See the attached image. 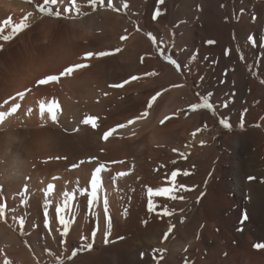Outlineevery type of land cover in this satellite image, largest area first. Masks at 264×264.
<instances>
[{
  "label": "bare ground",
  "instance_id": "1",
  "mask_svg": "<svg viewBox=\"0 0 264 264\" xmlns=\"http://www.w3.org/2000/svg\"><path fill=\"white\" fill-rule=\"evenodd\" d=\"M36 2L0 0L5 35L11 24L32 13L26 29L9 41L0 39V111L9 108L5 100L25 89L31 92L17 102L34 110L0 124V203L16 208L0 217V264H59L57 257L67 264H264V249L254 247L264 238V0H111L127 4L119 11L106 0L95 11L85 5L81 11L89 15L72 13L74 19L41 15ZM249 35L260 38L257 45H251ZM89 51L113 54L83 59ZM14 54L27 60L7 65L5 57ZM172 54L180 69L165 59ZM76 63L88 67L62 77L59 84L37 86V80ZM138 73L180 86L167 93L160 89L145 119L102 139L151 101L152 86L147 88L142 78L111 87ZM196 90L213 94L215 113L208 109L183 116V105L191 109L199 103ZM53 97L63 109L59 121L47 114L41 120L37 101ZM85 115L98 116V127L83 124ZM221 118L242 132L223 136L219 145L225 131ZM99 164L105 168L98 201L86 205L90 176ZM176 170L189 179L184 190L193 196L184 202L171 194L150 196L149 188L173 187L170 172ZM177 178L175 184H182ZM49 184L53 189L45 196ZM64 193H75V198ZM189 193L175 191L177 197ZM66 198L69 208L61 215L73 223L61 245L58 232L48 235L28 221L42 225L48 199L52 227L54 209ZM149 199L154 211L148 210ZM165 207L171 215H163ZM244 212L248 220L241 224ZM20 217L26 220L23 228ZM109 217L111 234L105 243ZM97 225L91 250L77 251L82 255L69 260L80 237L91 240Z\"/></svg>",
  "mask_w": 264,
  "mask_h": 264
},
{
  "label": "snow or ice",
  "instance_id": "2",
  "mask_svg": "<svg viewBox=\"0 0 264 264\" xmlns=\"http://www.w3.org/2000/svg\"><path fill=\"white\" fill-rule=\"evenodd\" d=\"M160 4H164V0H158ZM106 4V0H37L36 2V10L44 16L47 17H55L57 19L60 18H67V19H74L72 13H76V15H84L88 16L89 11H81L83 8H85V5L90 8L92 11H95L98 7H103ZM107 6L112 8L113 11H119L121 10V7L127 8L126 3H122L121 5H117L115 3H112L111 0H107ZM156 16L161 15V12L159 9L156 10L155 13ZM32 16V13L29 12L23 19L22 21L17 25V24H11V32L7 35L3 34V29L0 28V39L4 41H9L13 39L19 32L23 31L29 26L28 19L29 17ZM155 18V17H153ZM6 24L11 23V19L9 18V21L5 22ZM252 46L257 45V43L260 41V38L258 36L253 37L252 35H249L247 38ZM209 44L214 43V41H208ZM116 51H119V49H116ZM112 52L109 51H98V52H86L84 54L83 59L88 60L93 57H107L109 55H112ZM163 54V52H162ZM173 55H167L165 56V59L170 62L173 66H175L177 69H180L181 65L177 62L176 59L173 58ZM88 67L87 64L83 63H76V64H70L68 66H65L63 69L59 70L55 74H49L46 75L44 78L39 79L36 81L37 86H47L50 83L53 84H59L61 82L62 77H68L70 76L74 71L83 69ZM146 75H152V73H147ZM138 77L137 76H132L131 80H136ZM203 80V77L200 78ZM129 83L128 80H124L122 83H115L111 85L113 88H122L125 84ZM180 85H174V87H179ZM31 92V89H25V91H18L15 96H10L7 100L4 101V104L9 105L8 110L6 111H0V124H3L5 121V118L8 116H11L13 114H19L20 116L25 115V113L28 116L33 115V108L28 107V108H22L21 103L17 102V98L20 101H25L26 94ZM160 93L158 92L156 95L151 97V101L147 103V107L144 111L139 113V115L133 117L132 119L127 120L125 123H118L115 128H111L103 133L102 139L108 140V138L113 134V132L116 131V129H124L127 128L128 125L134 124L138 120H143L145 119L148 114L149 110L153 107L152 102L156 101L157 96H159ZM212 93H207L203 96H201L200 93H197V96L200 98L201 102L199 103H193L190 105V108L192 111H196L197 109H209L212 110L214 113L216 111L215 109V102L212 100L210 102L209 97L212 96ZM234 95V94H233ZM9 101L11 103L9 104ZM46 104H49L51 106L46 108ZM37 106H38V114L41 120H44L47 114V118H49L52 122H58L60 115L63 111L61 104L58 100H56L54 97L52 98L51 101H46V100H38L37 101ZM223 107L227 108L228 103L225 102L222 105ZM99 119L98 116L95 115H85L83 116L81 122L85 125H90L92 128H97V120ZM165 119H169V117H166ZM220 123L224 125L225 127H231L230 123L226 118H221ZM243 127V125H241ZM96 157H92V160H96ZM81 164L84 163V161H80ZM175 163V161H173ZM73 167H78V165L74 164ZM105 165L104 164H99L98 167H95L94 175L90 176V186H91V200L88 201L86 200L85 203L86 205L88 203L95 204L98 201V189L101 187L102 184V170H104ZM179 170L172 171L171 172V180L170 183H172L174 186L173 187H161L158 188L157 190L153 191V189L149 188L148 192L150 196H168L171 194V199L176 200V199H183V197H177L175 195V191L180 190V189H185L184 185H176L175 181L177 178ZM126 173H118L117 175H125ZM187 175V173H184ZM53 179H58V177H53ZM249 180L255 179L253 176L248 177ZM77 185H79V181H77ZM53 189V185L49 184L47 191L45 193V196L49 192H51ZM25 191H27V188L25 186ZM66 197H70L72 199L75 198V193H64ZM21 203H27V201H21ZM52 203L51 200L46 199L44 208H43V216L44 220L42 222V225H34L31 221H28L29 227H40L41 230H46L48 235H51L53 231L58 232L60 240L59 243L61 245H64L66 243V238L69 236V231H70V225H72L73 220L71 218H66L65 215H61V213H64L66 209L69 208V199L66 198L63 200V204L61 206H57L54 209L52 220H53V226L49 227V221H48V205ZM148 210L149 211H154V205L152 203V200H148ZM16 208L13 205L5 204V203H0V217L5 216L6 213H15ZM103 211L104 213L108 212V199L105 197L103 199ZM182 211V210H181ZM172 213H170L167 209V207L164 208L163 210V215L164 216H169ZM59 215V221L56 223V216ZM15 219V216H13ZM99 220V217H98ZM248 220V215L246 212L242 214V219L240 221L241 224H243L245 221ZM26 220L24 217L19 218V225L21 228H23ZM146 223V222H145ZM62 226V228H61ZM98 230V225L97 228L94 229L91 233V240H89V237L86 236H81V244L77 247L76 250H74L71 255L68 257L69 260H71L74 256H76L77 251H87L91 250L93 243L95 242V237H96V231ZM240 231H243V229H240ZM111 234V219L110 217L107 218V231L102 233L104 236V242L108 243L107 237ZM53 239H56V237H53ZM165 239H167V234L165 235ZM262 242H257L254 247L257 249H264V238H261ZM49 251L50 255H54L51 253L50 249H47ZM67 251V249H65ZM160 251V250H156ZM57 260L59 261V264H64L63 260H60L59 257H57Z\"/></svg>",
  "mask_w": 264,
  "mask_h": 264
},
{
  "label": "rangeland",
  "instance_id": "3",
  "mask_svg": "<svg viewBox=\"0 0 264 264\" xmlns=\"http://www.w3.org/2000/svg\"><path fill=\"white\" fill-rule=\"evenodd\" d=\"M6 58H7V57H5V63H6L7 65H11V62H12V63H21V62H24V61H23L24 59L27 60V57H26V56L24 57V56L21 55V54H19V55H18V54H17V55L14 54V57L11 58V59H9V57H8L7 59H6ZM15 58H16V60H15V62H13V60H14ZM6 60H7V61H6ZM18 60H19V61H18ZM17 61H18V62H17ZM9 62H10V63H9ZM1 73H3V70H2V66L0 65V75H1ZM137 75H138V76H137ZM139 75H140L141 77H140ZM143 75H144V74H143ZM143 75H142V74H139V73H138V74H135V75H130V76H128L129 78L127 77V78H125V80L130 81V79H131L132 76H137V77H138L137 80H138V79L141 80V78H142V81L145 80L146 82H147V79H148L149 81H148L147 83L145 82L146 84L144 83V85H145V86L147 85V86H146L147 88H148L149 86H152V87H149V88H148V89H150L148 95H149V94L151 95V96L149 95V97H152V95H153L154 93H156L157 91L159 92L160 89H161V90L164 89L165 93H167V92H169V91L172 89V87L175 85V84H174V85H171V84H169V85H163V84L160 83V82L158 83V82H157V79L162 78V76H158V77H153V78H152L151 75H147V76H146V74H145L144 76H143ZM149 76H150V78H149ZM139 77H140V78H139ZM145 77H148V78L146 79ZM150 79H151V80H150ZM154 79H155L156 82L154 81ZM139 80H138V81H139ZM152 80H153V81H152ZM150 82H151V83H150ZM153 82L155 83V84H153L155 87L152 85ZM148 83H149V84H148ZM157 87H158V88H157ZM152 88H153V89L156 88V89L153 90ZM151 89H152V90H151ZM158 89H159V90H158ZM156 90H157V91H156ZM151 91H153L154 93H151ZM158 92H157V93H158ZM157 93H156V94H157ZM197 93H199V92L196 90V95H197ZM156 94H155V95H156ZM153 96H154V95H153ZM201 96H203V95L201 94ZM160 97H161V96H159V98H160ZM198 100H199V101H198ZM196 101L201 102V100H200L199 97H197V100H196ZM153 105H154V104H153ZM183 107H185V111H184L183 116H185L186 118H188V117H189L192 113H194V112H198V111H199V112H202V111H204V110H208V109H197L196 111H192L191 109H189V106L187 107V105H183ZM211 111H212V110H211ZM212 112H213V111H212ZM215 112H216V111H215ZM213 113H214V112H213ZM230 125H231V124H230ZM223 126H224V125H223ZM250 128H251V127H247L245 130H248V129H250ZM224 129H225V131L223 132L222 136L218 138V141H219L218 143H219V145L221 144V141H222L223 136H225V135H227V134H235V133H241V132H242V130H240V129H235L233 126H231V127H225V126H224ZM210 130H211V129H210ZM201 134H202V133H201ZM179 171H180V170H179ZM179 171H178V174H177V177H178V178H177V181L180 180V183H182V185H184V184H186V183H185L186 180L188 181L189 179H186V180H185L184 176H182L183 173H182L181 171H180V172H179ZM170 175H171V172H170ZM170 175L167 174L168 177H170ZM181 176H182V177H181ZM168 177H167V178H168ZM186 178H187V177H186ZM181 179H182V181H181ZM183 181H184V183H183ZM187 183L191 185V183H190L189 181H188ZM188 184H186V186H188ZM180 185H181V184H180ZM190 185H189V186H190ZM185 188H186V187H185ZM187 188H188V187H187ZM181 191H182V195H185V194H183V192H184V193H189V192H186L184 189H181ZM190 195L193 196L192 193H189V195L186 196V197L183 196V200H182V201H183V202L186 201V200L189 198ZM198 228H199V227H198ZM196 230H197V231H196ZM196 230H195L196 232H194V233H196V234L193 233V237L191 238L192 243H194L195 240H196L195 238H196V235H197V233H198V229H196ZM186 248L188 249V248H192V247H186ZM81 255H82V252H77V254H76L75 257L78 258V257H80ZM72 259H73V258H72ZM64 264H67V262L64 261Z\"/></svg>",
  "mask_w": 264,
  "mask_h": 264
}]
</instances>
